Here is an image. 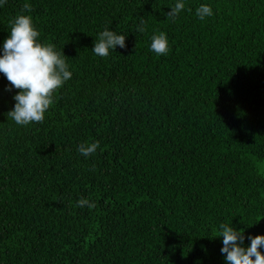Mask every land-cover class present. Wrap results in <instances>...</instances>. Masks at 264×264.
I'll list each match as a JSON object with an SVG mask.
<instances>
[{
  "label": "trees",
  "instance_id": "1",
  "mask_svg": "<svg viewBox=\"0 0 264 264\" xmlns=\"http://www.w3.org/2000/svg\"><path fill=\"white\" fill-rule=\"evenodd\" d=\"M175 2L0 7V45L31 15L72 70L27 126L8 116L19 90L0 73V264H225L220 223L245 245L264 235V0H185L168 18ZM201 3L214 12L203 21ZM106 27L126 46L102 58L91 50ZM161 31L164 56L150 51ZM86 141L100 142L89 157Z\"/></svg>",
  "mask_w": 264,
  "mask_h": 264
},
{
  "label": "clouds",
  "instance_id": "2",
  "mask_svg": "<svg viewBox=\"0 0 264 264\" xmlns=\"http://www.w3.org/2000/svg\"><path fill=\"white\" fill-rule=\"evenodd\" d=\"M6 0H0L3 7ZM31 4L23 5V12H31ZM166 14L168 18L175 19L185 10V0H176L170 6ZM213 8L209 4L201 3L195 9V15L201 20L213 16ZM143 21L137 30L145 29ZM126 35L119 34L115 30L106 27L94 38L92 52L99 57H107L117 46L124 48ZM170 50L169 39L165 32L151 37L150 51L157 55H167ZM63 49H57L52 43H44L40 40L33 17L26 14H18L11 21L8 37L0 45V73H2L10 86L6 89L11 91L15 88L19 91L13 96L14 107L7 114L12 121L19 126H27L31 123L43 122L46 112L54 104V97L63 85L72 77L70 64L67 62ZM100 148L99 141L82 142L78 146V152L84 157L95 154ZM76 206L89 209L95 207V202L86 198H80ZM222 238L221 254L225 264H264V235H249L250 244L245 245L244 230L226 223L218 226V235ZM226 254V255H224Z\"/></svg>",
  "mask_w": 264,
  "mask_h": 264
}]
</instances>
